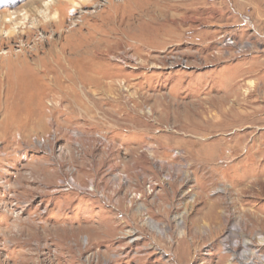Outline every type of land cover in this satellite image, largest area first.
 <instances>
[{
  "label": "rangeland",
  "instance_id": "rangeland-1",
  "mask_svg": "<svg viewBox=\"0 0 264 264\" xmlns=\"http://www.w3.org/2000/svg\"><path fill=\"white\" fill-rule=\"evenodd\" d=\"M40 2L0 0V264H264V0L68 5L73 86Z\"/></svg>",
  "mask_w": 264,
  "mask_h": 264
},
{
  "label": "bare ground",
  "instance_id": "bare-ground-1",
  "mask_svg": "<svg viewBox=\"0 0 264 264\" xmlns=\"http://www.w3.org/2000/svg\"><path fill=\"white\" fill-rule=\"evenodd\" d=\"M90 1L91 0H78V1H76V0H57V1H55V0H41V2H40L42 9H39V12H40L39 14H41V17H43V20L46 23L43 24V23H41V21L39 22L38 20H36L34 23H32L31 27L32 28L33 27H35V28L40 27L41 28L44 26L45 27L48 26V24L49 25L52 24L55 27L54 31L58 32V30H59V33H58L59 35L57 34L56 36H52V38L50 39L51 40L50 45H49L48 49L46 50V54H47L48 58H47V56H44V57L39 56L41 59L46 60V63H48L49 65L54 67L55 73L48 72L45 68H43L42 64L40 63L41 61L39 62V60H41V59L34 60V61H36L34 64L37 67V69L44 74L45 79L49 80L51 85H52V82H54L55 80H56V82L59 81V83L62 82V80L64 82L67 81L70 84V86L75 85V80H76L75 72L77 71V66H81V64H84V65L86 64V66L88 65L87 68L90 70V75L93 72L97 71L96 68H93L95 66L92 67L91 64L94 63L93 62L94 55L98 56L99 53L97 52V50L100 46L97 45L96 42L92 41L94 39L93 31L88 30V32L85 34V36L77 35L76 33L78 32V28L84 27V25H83L84 23L81 22L79 24L80 26H78V28H77V32H76V30L72 31L78 25L75 22L78 20H73L72 22H69L70 26L67 28L68 34L65 36V38H64V30L61 29V28H63V26L67 22V19H70L72 17V14H74V13H66L67 12V11H65L66 6L69 5V6H73L75 8H81L85 4L88 5V2H90ZM53 6H56V8L58 10H60V12L58 10H54L53 13H50V9L53 8ZM73 7H71V8H73ZM61 10H62V12H61ZM73 10H75V9H73ZM117 11H118V9H117ZM26 13L27 12H24V11L14 10V11H10L9 13L3 15L2 21L12 23L11 29L8 31L2 30V31H4L3 33L6 34V36H8L9 38L14 37L15 32L18 31V30H16V28L19 27V24H20V20H19L20 18L18 20H16V19L18 18V16L20 17V15L23 16L24 18H26V16H27ZM110 29H112V28H110ZM104 31H105V29H104ZM21 46H23V44H21ZM15 51L17 53H23V50L21 48L15 50ZM8 54H9L8 50H6L4 48L0 50V55H4L6 57L7 56L9 57ZM23 55H25V52L23 53ZM83 57H87V58H83ZM85 59L86 60L89 59L88 63H86ZM89 70H87V71H89ZM77 75H81V74L79 73ZM80 80H82V79H80ZM84 82H85V79H84ZM53 85L57 86V84H55V82ZM246 244H247V242L244 243L245 246H246ZM247 246H248V244H247ZM249 250L243 251V253L241 254V257H243V259H245V260L248 259V255H249L248 251ZM262 261H264V258L260 259V262H262Z\"/></svg>",
  "mask_w": 264,
  "mask_h": 264
},
{
  "label": "built area",
  "instance_id": "built-area-1",
  "mask_svg": "<svg viewBox=\"0 0 264 264\" xmlns=\"http://www.w3.org/2000/svg\"><path fill=\"white\" fill-rule=\"evenodd\" d=\"M247 47H250V44L249 45H246L244 43H241L237 46V48L241 51V50H246Z\"/></svg>",
  "mask_w": 264,
  "mask_h": 264
}]
</instances>
